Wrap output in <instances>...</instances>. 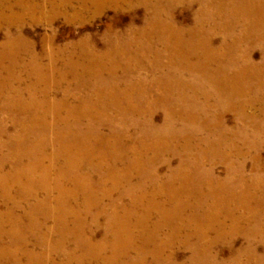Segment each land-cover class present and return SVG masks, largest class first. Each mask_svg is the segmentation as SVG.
<instances>
[{"label": "bare ground", "instance_id": "bare-ground-1", "mask_svg": "<svg viewBox=\"0 0 264 264\" xmlns=\"http://www.w3.org/2000/svg\"><path fill=\"white\" fill-rule=\"evenodd\" d=\"M88 4L149 14L61 64L0 43V264H264V0Z\"/></svg>", "mask_w": 264, "mask_h": 264}, {"label": "rangeland", "instance_id": "rangeland-1", "mask_svg": "<svg viewBox=\"0 0 264 264\" xmlns=\"http://www.w3.org/2000/svg\"><path fill=\"white\" fill-rule=\"evenodd\" d=\"M53 1L56 2L60 10L55 11L52 7ZM77 1L73 0L71 5H67L65 0H24V4L33 7L23 19L14 20L15 12H21L23 9L8 8V6L15 5L14 0H0V43L5 41L7 33L14 37L22 36L25 42L33 44V49L37 53L46 51L49 56V52H55L52 54L59 57V64H61L62 60H65V55L59 53L62 48L67 49L70 44H76L86 37H92L96 39L98 49H103L106 43L104 35L108 34L107 39L113 40L111 34H128L131 25L138 28L142 27L145 16L149 14V12L145 13L143 8L131 12L115 10L113 6L100 8L90 4H88V8L86 7L84 11L80 12V1L82 2V0ZM196 9L197 7H194L193 11ZM191 18V10L178 8L176 20L179 23L190 24ZM258 54V52L255 54L257 60ZM48 61V58L44 60L45 63ZM161 117L160 114L157 115L155 120L157 124L161 123ZM227 122L230 126L232 125L231 117ZM218 172L222 174L223 170L219 169ZM232 245H234L232 248V253H234L247 244L240 237H237ZM228 247L230 246H221L215 250L219 252L222 260H227L230 256L231 249ZM254 247L259 255L264 254V240L257 242ZM184 254V252H179L180 256Z\"/></svg>", "mask_w": 264, "mask_h": 264}]
</instances>
